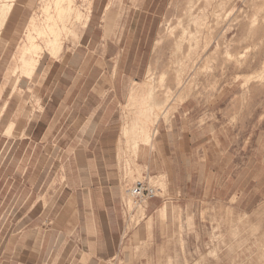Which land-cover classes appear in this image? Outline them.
<instances>
[{
    "label": "rangeland",
    "instance_id": "rangeland-1",
    "mask_svg": "<svg viewBox=\"0 0 264 264\" xmlns=\"http://www.w3.org/2000/svg\"><path fill=\"white\" fill-rule=\"evenodd\" d=\"M13 6L0 264H264V0Z\"/></svg>",
    "mask_w": 264,
    "mask_h": 264
},
{
    "label": "bare ground",
    "instance_id": "bare-ground-1",
    "mask_svg": "<svg viewBox=\"0 0 264 264\" xmlns=\"http://www.w3.org/2000/svg\"><path fill=\"white\" fill-rule=\"evenodd\" d=\"M16 0H0V33L3 30V28L5 27L6 22L9 19V16L11 14V10L13 6V3ZM57 1V0H55ZM63 1V0H62ZM57 3V2H55ZM70 2H68L69 5ZM63 4V3H62ZM72 4V3H71ZM58 8V15L59 17L62 16L63 12L65 10H62L60 7H58V5L56 6ZM70 7V5H69ZM49 9V8H48ZM56 9V8H55ZM69 12V9L67 10ZM70 18V17H69ZM59 21V20H58ZM75 22V21H74ZM62 23V22H61ZM55 27V26H54ZM65 29V28H64ZM49 30L51 31L50 33L53 35V39L49 41L48 43V47L50 51H57L59 49L60 44L58 43V39L57 35L54 31L53 27H49ZM45 31V30H44ZM49 33V32H48ZM51 35V37H52ZM32 37H29L30 40V46L26 47L23 50V53L21 54V58H20V62H21V71L24 75H32L34 73V71L36 70L37 67V63L38 61L35 59V52L38 49V46L36 44L33 43ZM50 38V37H49ZM46 45V44H45ZM45 48V46H44ZM56 54V53H55ZM54 54V55H55ZM29 56V57H27ZM17 68V67H16ZM26 77V78H27ZM30 78V77H29Z\"/></svg>",
    "mask_w": 264,
    "mask_h": 264
},
{
    "label": "built area",
    "instance_id": "built-area-1",
    "mask_svg": "<svg viewBox=\"0 0 264 264\" xmlns=\"http://www.w3.org/2000/svg\"><path fill=\"white\" fill-rule=\"evenodd\" d=\"M131 197L138 203H146L147 200L154 197L153 190L143 180H137L130 192Z\"/></svg>",
    "mask_w": 264,
    "mask_h": 264
}]
</instances>
